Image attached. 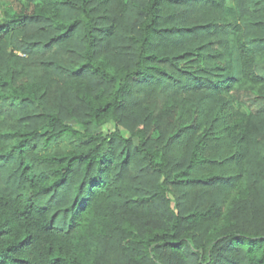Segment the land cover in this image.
Wrapping results in <instances>:
<instances>
[{
  "label": "trees",
  "instance_id": "obj_1",
  "mask_svg": "<svg viewBox=\"0 0 264 264\" xmlns=\"http://www.w3.org/2000/svg\"><path fill=\"white\" fill-rule=\"evenodd\" d=\"M22 1L0 264H264V0Z\"/></svg>",
  "mask_w": 264,
  "mask_h": 264
},
{
  "label": "rangeland",
  "instance_id": "obj_2",
  "mask_svg": "<svg viewBox=\"0 0 264 264\" xmlns=\"http://www.w3.org/2000/svg\"><path fill=\"white\" fill-rule=\"evenodd\" d=\"M23 5H24V2L22 0H0V14H3L5 11H10L12 13L17 12L20 10V8ZM19 54L23 56L24 53L19 52ZM70 123L76 128H79V129L82 128V126L77 121H71ZM98 130L103 131V132H107L108 130L113 131L114 126L113 124H107L103 128H99ZM122 133L125 136H129L128 132L125 129H122ZM8 164L10 165L9 168L3 167L6 171L4 173H7L8 171L11 172L12 166L14 165L12 164V162Z\"/></svg>",
  "mask_w": 264,
  "mask_h": 264
}]
</instances>
